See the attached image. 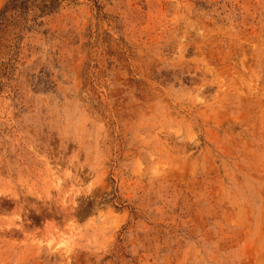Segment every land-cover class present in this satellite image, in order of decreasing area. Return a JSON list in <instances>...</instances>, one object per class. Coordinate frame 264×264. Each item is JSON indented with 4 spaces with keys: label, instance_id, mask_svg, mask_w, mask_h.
Here are the masks:
<instances>
[{
    "label": "rangeland",
    "instance_id": "rangeland-1",
    "mask_svg": "<svg viewBox=\"0 0 264 264\" xmlns=\"http://www.w3.org/2000/svg\"><path fill=\"white\" fill-rule=\"evenodd\" d=\"M0 264H264V0H0Z\"/></svg>",
    "mask_w": 264,
    "mask_h": 264
}]
</instances>
